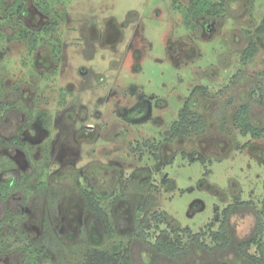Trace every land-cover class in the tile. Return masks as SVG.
<instances>
[{
    "label": "rangeland",
    "instance_id": "1",
    "mask_svg": "<svg viewBox=\"0 0 264 264\" xmlns=\"http://www.w3.org/2000/svg\"><path fill=\"white\" fill-rule=\"evenodd\" d=\"M3 1L0 183L11 167L22 185L0 199V264H11L7 250L41 244L47 264H101L95 250L124 247L155 264L146 237L216 231L229 205L238 240L264 229V137L235 119L249 103L251 122L264 127V34L255 33L264 0H226L220 16L193 27L189 0H25L20 15ZM55 19L56 32L36 33L34 48L31 35L20 37ZM250 40L259 51L244 64ZM189 97L206 131L170 141ZM18 133L27 145L1 142ZM86 189L110 214L112 235ZM258 241L262 252L251 251L264 253V231ZM212 261L247 264L235 249L195 245L176 264Z\"/></svg>",
    "mask_w": 264,
    "mask_h": 264
},
{
    "label": "trees",
    "instance_id": "2",
    "mask_svg": "<svg viewBox=\"0 0 264 264\" xmlns=\"http://www.w3.org/2000/svg\"><path fill=\"white\" fill-rule=\"evenodd\" d=\"M4 2L3 0H0ZM26 7L25 0H12L10 4V9L13 13L20 15ZM226 9V0H189L188 5L183 9L184 12V22L188 27H193L196 25V19L209 15V16H220ZM59 26L58 20H53L48 25H45L38 29L37 31H32L29 33L25 29L20 30V37L27 38L31 35V41L29 43L30 48H34L37 45V35L36 33L43 34H53L56 32ZM255 33L263 35L264 34V18L260 24L256 27ZM56 48V47H55ZM259 51L258 44L250 40L249 44L243 49L241 53V60L245 64L253 58ZM260 76L264 78V68L259 72ZM250 107L249 103H241L238 105L235 112L236 123L241 128V131L245 134H250L253 137L259 138L264 137V127H258L251 122L250 119ZM208 123V118L204 114L194 111L191 107V97H189L181 110L178 113V118L174 120L170 125L171 136L168 140L172 141L177 138L184 136H192L195 134H201L206 131ZM3 144L9 146H25L28 144L27 141L22 140L20 134H16L10 139H2ZM139 147V146H138ZM140 148V147H139ZM8 177L1 181L0 183V199L5 200L8 197V192L16 187L22 185V178L18 173L8 167L6 169ZM148 180H145L147 182ZM86 195L89 199V205L94 212V214L102 221L106 228V232L109 235L114 233V227L112 225V220L110 214L105 208L102 207L100 201L91 191H87ZM233 205H229L223 212L224 218L220 224L219 229L213 231L212 228L208 230H203L200 233H192L189 227L183 229V233L172 237H168L165 230H161L158 235L152 239H145L148 251L152 252L156 260H153L155 264L169 262L171 264L178 263L185 256L190 255L193 251V245L199 247L201 250L206 248L221 250L229 247L238 251L240 258L247 264H264V253L258 254L251 251L253 245L259 247V251L262 252V245L258 241L259 236L263 234V225L261 223L257 224L256 229L253 231L251 237L238 240L233 232L235 228L230 226L229 215L231 213ZM9 210H7V213ZM157 215H154L156 218ZM10 220V217H8ZM158 218V217H157ZM13 221V219L11 218ZM143 224H147L146 219H143ZM142 230L141 232H143ZM186 237V238H185ZM186 239V240H185ZM210 239L214 246H210L207 240ZM7 240L4 238L0 239V253L4 252ZM32 245V244H31ZM33 246V245H32ZM47 249L46 244L34 245L32 248L29 245H18L16 250L2 254H9L11 264H47V259L44 256ZM102 252L100 250H95L94 253L97 254L96 260H99L101 264H144L142 262V257L137 259L132 255L130 247H124L123 250L116 253ZM204 264H232L229 261H212L206 262Z\"/></svg>",
    "mask_w": 264,
    "mask_h": 264
}]
</instances>
